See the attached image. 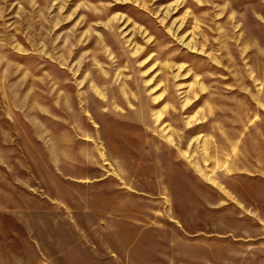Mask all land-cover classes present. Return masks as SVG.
<instances>
[{
    "label": "rangeland",
    "instance_id": "obj_1",
    "mask_svg": "<svg viewBox=\"0 0 264 264\" xmlns=\"http://www.w3.org/2000/svg\"><path fill=\"white\" fill-rule=\"evenodd\" d=\"M0 264H264V0H0Z\"/></svg>",
    "mask_w": 264,
    "mask_h": 264
}]
</instances>
